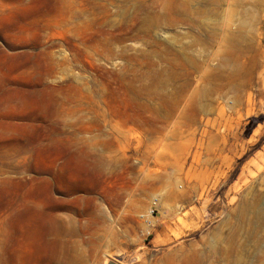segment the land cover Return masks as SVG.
<instances>
[{
    "label": "rangeland",
    "instance_id": "rangeland-1",
    "mask_svg": "<svg viewBox=\"0 0 264 264\" xmlns=\"http://www.w3.org/2000/svg\"><path fill=\"white\" fill-rule=\"evenodd\" d=\"M0 264H264V0H0Z\"/></svg>",
    "mask_w": 264,
    "mask_h": 264
},
{
    "label": "bare ground",
    "instance_id": "bare-ground-1",
    "mask_svg": "<svg viewBox=\"0 0 264 264\" xmlns=\"http://www.w3.org/2000/svg\"><path fill=\"white\" fill-rule=\"evenodd\" d=\"M57 219L60 217L59 214L56 215ZM64 222V221H63Z\"/></svg>",
    "mask_w": 264,
    "mask_h": 264
}]
</instances>
